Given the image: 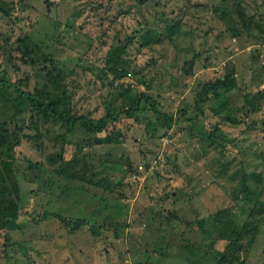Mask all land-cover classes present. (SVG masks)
I'll list each match as a JSON object with an SVG mask.
<instances>
[{
	"label": "rangeland",
	"instance_id": "obj_1",
	"mask_svg": "<svg viewBox=\"0 0 264 264\" xmlns=\"http://www.w3.org/2000/svg\"><path fill=\"white\" fill-rule=\"evenodd\" d=\"M185 3L0 0V133L17 135L12 170L21 194L18 218L0 231V264H264V214L253 242L250 235L237 238L257 208L242 197V178L250 183L261 172L264 185V98L255 101L264 79V32L254 26L234 37L227 30L240 23L237 10L264 28V0ZM163 8L192 28V53L167 38L143 43V14ZM24 35L63 71L77 113L98 120L110 110L118 118L98 137L83 129L66 135L82 147L71 166L74 145L64 158L53 156L64 128L17 97V89L33 92L42 80L21 59L16 41ZM117 47L125 52L112 72L106 56ZM226 65L234 66L235 87L195 103ZM122 66L124 75L116 77ZM135 92L151 100L127 117L120 109ZM183 109L196 115L192 126L184 118L169 125ZM220 254L226 261H218Z\"/></svg>",
	"mask_w": 264,
	"mask_h": 264
},
{
	"label": "trees",
	"instance_id": "obj_2",
	"mask_svg": "<svg viewBox=\"0 0 264 264\" xmlns=\"http://www.w3.org/2000/svg\"><path fill=\"white\" fill-rule=\"evenodd\" d=\"M140 1L142 2L145 0ZM173 1L174 0H166L168 4ZM185 2V8H187V0H185ZM165 10L166 9L163 8L158 12L149 11V17H152L151 21L149 17L141 13L145 17L143 25L146 27V31L142 35L143 43H162V41L167 38L168 40H172L173 43L181 45L183 49H189L192 53L193 45L190 43L192 28L183 24L182 17L180 20L168 18ZM237 14L240 16V23L235 21L227 28V30L230 31L234 37L239 36L241 32L251 34L254 26H257V31L261 34V36H263V25H261L253 15L245 17L240 10H237ZM160 29L164 30L163 34L159 31ZM257 37L259 38L260 36L258 35L256 38ZM16 42L19 44V51L21 53L23 63L32 67L35 70L36 75L42 79L41 82L38 83L39 87L35 88L33 92H23L17 89V97L19 99L25 97L29 101L32 109L38 112L41 111V113H43L46 117L54 118L56 125L58 124L64 128V132L61 135L62 149L53 156L58 159L64 158L65 149L74 145V154L70 156L71 159L66 161L69 166H71L73 162L76 161L82 147L79 146V144L73 143L66 137V135L75 133L78 129H83L87 133L96 134L97 136L98 134L108 130L109 125L117 121L118 118L117 116H113L110 110H107L106 114L98 120H94L91 117L90 112L83 114L77 113L70 103L69 97L65 93V85L61 83V81L64 80V74L63 71L56 65L55 60L50 55L44 53L42 48L37 43L31 41L27 35L18 38ZM124 52L125 47H117L113 51L107 53V63L114 62V67L109 68L110 71L115 72L116 68L120 67L118 64L120 63L121 55ZM197 56V53L194 52V55L192 54L190 58H186L183 61V66L189 67L188 65L192 64ZM119 70L120 73L116 74V77H122V75H124L123 73L125 69L123 66ZM224 70V74L215 79V81L204 84L196 95L197 100L195 103L199 102L200 104H204L210 98H214L215 100L221 99L225 91L235 87L236 83L233 78L234 66L226 65ZM0 83H4V81L0 79ZM49 87L53 90V93H51V90H47ZM257 96L258 97L255 99L256 102H260L264 98V79L258 86ZM44 97L47 99L46 101ZM150 100L151 98L145 92H135L130 104L126 108H121L120 111H122L127 117H134L135 113L142 109V102H149ZM59 104H64L63 108H61ZM151 108L155 113H157L158 119L162 121L164 119V115L156 109L155 102L151 103ZM177 114L178 117H169V125L174 124L176 120L184 118L190 123L189 127H191L196 118L195 114L189 115V113H187L184 109L179 110ZM223 118L227 121L234 122L228 115H224ZM216 128L217 126L214 130H216ZM16 139L17 135L12 133L10 136L5 128L0 133V155L2 156L0 161V231L8 229L9 225L15 221L20 214V188L17 180L14 178L12 170V159L14 157L13 151L16 146ZM99 139L100 138H97V140ZM53 156L51 158H53ZM68 170L69 169L66 171V167L61 169L62 172L66 171V174ZM135 172H137V169ZM262 181V173L253 172L251 174L250 183H248L249 181H246L244 178H242L240 182L238 189L241 191L240 193L242 197L245 201L255 200V207L257 208H250L248 216L249 220L241 226L240 232L237 234V238H239V236L250 235L252 242L255 239L254 233L257 231V216H262L264 214V201L260 200V198L264 195V185L262 184ZM97 184H99V182H97ZM52 216L65 225H72L73 228L78 226V224L72 220L57 213H53ZM82 223L83 222L80 224ZM202 223L205 222L203 221ZM3 235L5 234L3 233ZM3 245L6 246L8 244L7 242H4ZM234 260H236V258L232 257L231 261L233 262ZM218 261L224 262L226 261V257L220 254V257L218 256Z\"/></svg>",
	"mask_w": 264,
	"mask_h": 264
},
{
	"label": "built area",
	"instance_id": "obj_3",
	"mask_svg": "<svg viewBox=\"0 0 264 264\" xmlns=\"http://www.w3.org/2000/svg\"><path fill=\"white\" fill-rule=\"evenodd\" d=\"M141 169H142V167L140 166V167H138V169H137V172L134 174V177L135 178H139L138 177V174H140L141 173Z\"/></svg>",
	"mask_w": 264,
	"mask_h": 264
}]
</instances>
